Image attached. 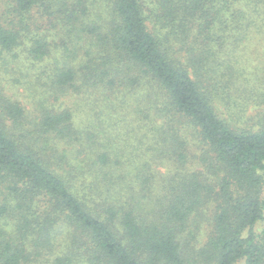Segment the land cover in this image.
Wrapping results in <instances>:
<instances>
[{
	"label": "trees",
	"instance_id": "16d2710c",
	"mask_svg": "<svg viewBox=\"0 0 264 264\" xmlns=\"http://www.w3.org/2000/svg\"><path fill=\"white\" fill-rule=\"evenodd\" d=\"M254 39L264 0H0V264H264Z\"/></svg>",
	"mask_w": 264,
	"mask_h": 264
},
{
	"label": "rangeland",
	"instance_id": "374dc122",
	"mask_svg": "<svg viewBox=\"0 0 264 264\" xmlns=\"http://www.w3.org/2000/svg\"><path fill=\"white\" fill-rule=\"evenodd\" d=\"M263 39V38H262ZM262 39H254L251 41V50L246 51L247 57L245 55H243L244 57V68L247 71V76H249V83L248 86L250 88H258V89H264V47L262 46ZM5 58L10 57V54H4ZM25 55H23V57L20 60L17 61H13L12 63H16V66L21 67L24 70H30L31 73L37 74L40 69L43 67V65L41 64H37L38 67L40 68H33L30 67L27 69L26 67V63H25ZM24 60V61H23ZM11 63V62H9ZM8 63V64H9ZM12 65V64H11ZM0 66H1V60H0ZM2 71L3 74V78L5 77L6 79L10 80L12 78H14L18 72L15 70L13 73H9L6 74L5 70L3 67H0V72ZM9 87V86H8ZM18 91V92H17ZM8 90V94L10 95H14V97H20L21 99L24 98L23 94H20L19 90ZM249 102V101H248ZM250 105V110H249V115H254L256 116V110L258 109V107L255 105V103L249 102ZM48 261V262H47ZM31 264H50V260H41V261H37Z\"/></svg>",
	"mask_w": 264,
	"mask_h": 264
}]
</instances>
